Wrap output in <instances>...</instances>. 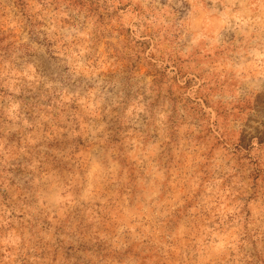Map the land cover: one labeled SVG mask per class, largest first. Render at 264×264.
Returning a JSON list of instances; mask_svg holds the SVG:
<instances>
[{
    "label": "rangeland",
    "instance_id": "1",
    "mask_svg": "<svg viewBox=\"0 0 264 264\" xmlns=\"http://www.w3.org/2000/svg\"><path fill=\"white\" fill-rule=\"evenodd\" d=\"M0 264H264V0H0Z\"/></svg>",
    "mask_w": 264,
    "mask_h": 264
}]
</instances>
